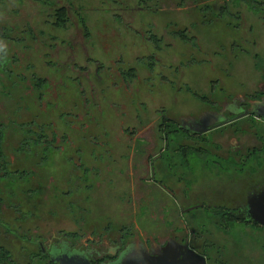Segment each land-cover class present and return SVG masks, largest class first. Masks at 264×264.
I'll use <instances>...</instances> for the list:
<instances>
[{
	"label": "rangeland",
	"instance_id": "rangeland-1",
	"mask_svg": "<svg viewBox=\"0 0 264 264\" xmlns=\"http://www.w3.org/2000/svg\"><path fill=\"white\" fill-rule=\"evenodd\" d=\"M59 7L68 13L62 27L54 24ZM222 9L227 12L219 19ZM152 35L163 39L159 49L151 43ZM0 65V147L8 165L2 184L7 192L2 196L0 239L13 258L48 264L47 257L39 254L43 234L70 231L82 222L84 232L97 224H102L98 229L108 223L116 228L131 220L133 199L137 224L150 230L153 227L145 225L171 223L179 213L176 204L190 206L198 202L193 199L201 196L200 188L213 186L211 180L197 187L195 174L188 178L189 169H194L181 165L174 142L167 151L161 150L157 119L161 110L175 120L196 117L211 108L202 100H230L257 90L253 88L264 76V0H0ZM128 69L137 71V79L124 84L120 71ZM261 127L260 122L245 118L239 133L226 128L222 137L213 133L210 141L222 138L219 157L226 158L250 146L253 132H263ZM129 130L137 140L132 141ZM233 138L239 140L235 149ZM180 141L191 144L187 138L175 139ZM133 143L132 179L128 155L122 164H114L113 156L117 161V154L131 148L126 151L130 154ZM61 148L63 158H59ZM150 151L165 156L163 177L169 175L174 200L158 187L138 181L144 175L143 153ZM224 158L219 160L220 168L214 165L220 182L225 171L238 169ZM196 159L202 173L206 167ZM256 163H264V155ZM256 163L242 169L245 186ZM86 175L89 185L82 180ZM244 177L234 173V179ZM105 178L104 185L93 189L96 181ZM236 186L230 180L215 183L212 199L206 201L210 206H235L240 196L232 200L222 190L232 197ZM83 212L91 215L87 223L80 216ZM200 217L202 227L211 231L209 264L245 261L243 254L228 251L229 241L264 264L260 233L236 223L227 235L215 218ZM252 241L256 242L249 248Z\"/></svg>",
	"mask_w": 264,
	"mask_h": 264
},
{
	"label": "flooded vegetation",
	"instance_id": "flooded-vegetation-1",
	"mask_svg": "<svg viewBox=\"0 0 264 264\" xmlns=\"http://www.w3.org/2000/svg\"><path fill=\"white\" fill-rule=\"evenodd\" d=\"M204 9L211 10L212 7H204ZM221 11L222 12H220L218 16L222 13L225 14L227 9H222ZM223 16L217 18L221 19ZM236 28H238V26H235V29ZM151 37H149L150 40ZM162 41L163 39L157 38L155 42L151 41V43L155 48L159 49ZM98 68L100 69L102 66L99 65ZM125 72L130 74L127 79L124 75ZM120 76L124 84H128L137 79V71L135 69L134 71L133 69L120 71ZM239 87L241 86L236 88ZM253 89L257 90L251 94L243 96L234 95L230 100L225 99L224 101L218 102L211 99L202 100L211 105V108L204 111L202 110L196 117H180L179 120H175L174 118L165 115L163 110H161L162 113L157 119V130L160 133L163 142L161 150L167 151L168 147H171L170 143L174 142L175 146L173 151L181 158V165L184 168H188L189 164V168L193 167L194 170L189 169L188 178L191 179L192 174H195L196 179L193 180V182H195L197 187L199 185L210 184L211 180L213 186L215 183L222 184L228 180L232 183H236V194H233L232 197L222 190V192L225 193L224 196H227L232 200L238 195L240 196V199L236 201L235 206L227 207L215 204L210 206L206 200L213 195V186L210 188H200L198 192L201 193V196L195 199L194 196L197 192L192 196V198H194L193 201L198 202H193L190 206L185 208H181L176 204L177 211H179L176 215V219L171 223L159 227H154L155 224L145 225L147 228L153 227L152 229L147 230L141 229L137 224V209L135 200L133 199L130 213L132 218L126 223H122L113 229L110 227V223L100 229L96 227H100L102 224L94 226L90 225L87 232L82 231V228L84 227L83 222L79 225L74 223V228L70 231L68 230L63 233L58 232V234L53 233V231V234H43V239H39V254L47 257L48 264H60L61 261L66 263L69 261H79L80 264H209L211 255L208 253V250H210L212 245L210 239L211 231L202 227L203 220L200 217L202 214H208L215 218V223L218 221L216 225L219 226V229L223 230L224 233H227V235H230L229 229L237 223L245 225V228H248L247 230L250 233H260L262 235L261 241L264 242V163H256L258 161L260 162V158L264 155V127H261L263 132H253L254 140L250 146L242 151L236 150L234 154H228L226 158L219 157V151H222L219 142L222 138L213 140L212 142L210 141L213 133L222 137L226 128H233L234 134L239 133L238 131L241 126V121L245 118L256 120L264 126V76L262 81ZM187 90L189 91L190 89ZM133 121H136V118H133ZM205 127L207 129L201 131ZM0 133L1 144L2 127H0ZM135 134L130 130L128 131V136L132 138V141L134 139L137 140ZM176 138H187L191 141V144L186 143L185 141L175 142ZM51 140L56 142L55 139ZM65 140L67 139L65 138ZM231 142L233 144L232 149H235L239 140L233 138ZM134 145L135 144L133 143V151L130 154L126 151H130L131 148L123 153L117 154V161L115 160V156H113L114 164H122L123 162L121 160L128 155L126 158V164L129 166L130 171H128V174L131 175L130 177L132 179L134 175L133 173H135L134 159L136 157ZM59 152L62 154L59 158H63L64 155L62 148ZM211 152L213 155L209 158ZM143 154L144 160L142 161L140 169L144 175L140 176L138 181L140 183L146 182V187H149V185L152 187H158V189L162 190L163 194L170 196L171 199L174 200L175 194L168 185L167 177H169V175L167 174V177L164 175L166 178L163 177L162 170H165L167 166V163L164 162L165 156L162 155V153L159 155H152L153 153L151 151L149 153L144 152ZM196 157H198V159H200L199 162L206 167V170L202 173L198 172V160ZM65 158L74 162V159L71 156H66ZM221 158L227 160V164H233L235 168H238L237 170H234V167H231V170L225 171L223 174V182L219 181V175L214 166L218 165L220 168L218 163ZM157 160L160 161L157 162ZM251 162H255L256 164L251 168L250 172L248 171L252 176L249 178L250 183L248 186H245L247 176L246 171H243L242 169L249 170L246 166ZM119 173L121 174L120 171ZM234 173L245 175V177L244 179H234ZM7 174L8 165L3 156L1 146L0 224L2 223V196H5L7 192V188H5L6 192H4L2 184H4L3 182L6 180ZM24 174V171L19 173L21 180ZM88 176L89 175H86L82 178V180H86L84 182L85 185L91 184ZM197 179L200 182H198ZM106 181V178L105 180L96 181V187L93 189H99L100 186L106 183ZM134 182L135 180L132 181V187ZM242 186L245 187L241 189ZM208 193L210 195H208ZM242 194L244 195L242 196ZM142 196L143 193L140 194V197ZM214 199L219 198H213V200ZM92 203H94V200H92ZM191 211L193 212L186 218L184 214L187 215ZM80 216L85 218L84 221L86 223L91 217L87 212L80 213ZM163 222H165V220H163ZM77 226H79V228ZM204 235H208V238H203ZM255 242L256 241H252L249 243L248 247L251 248L252 244ZM226 248H228L229 252L231 251L235 255H244L245 261L243 263L240 262L239 264H245L246 261H248L249 264L258 263L253 258H248V252L243 251V248L235 243L232 244L229 241L228 246L226 243ZM260 260L264 261L262 258H260ZM0 264H31V262L24 263L13 258L10 248L0 239Z\"/></svg>",
	"mask_w": 264,
	"mask_h": 264
},
{
	"label": "trees",
	"instance_id": "trees-1",
	"mask_svg": "<svg viewBox=\"0 0 264 264\" xmlns=\"http://www.w3.org/2000/svg\"><path fill=\"white\" fill-rule=\"evenodd\" d=\"M206 1H209V0H206ZM201 10L203 11V9L201 8ZM224 13H222L221 15H219V16H222ZM55 22H54V24L56 25V26H60V27H62V26H64L65 24H66V22H67V18H68V14H67V11H66V8H64V7H61V8H59L58 10H56V12H55ZM81 23H82V26H84V27H86L85 26V23H84V21L83 20H81ZM236 26H238V25H236ZM156 37L155 36H152L151 37V41H153V42H155L156 41ZM1 66V65H0ZM125 78L127 79L129 76L128 75H130L128 72H125ZM39 84H40V80L37 82V84H35L36 86H39ZM169 127V126H168ZM1 134V133H0ZM27 146V145H26Z\"/></svg>",
	"mask_w": 264,
	"mask_h": 264
},
{
	"label": "water",
	"instance_id": "water-1",
	"mask_svg": "<svg viewBox=\"0 0 264 264\" xmlns=\"http://www.w3.org/2000/svg\"><path fill=\"white\" fill-rule=\"evenodd\" d=\"M207 126H209V125H207ZM206 129L207 128L205 127L201 131H205ZM60 264H80V262L79 261H73V262L72 261H69V262L66 263V262L61 261Z\"/></svg>",
	"mask_w": 264,
	"mask_h": 264
}]
</instances>
